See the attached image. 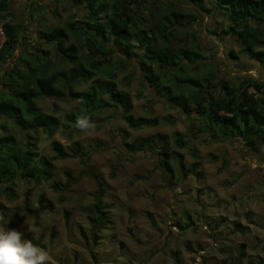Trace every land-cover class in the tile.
Segmentation results:
<instances>
[{
  "label": "rangeland",
  "instance_id": "rangeland-1",
  "mask_svg": "<svg viewBox=\"0 0 264 264\" xmlns=\"http://www.w3.org/2000/svg\"><path fill=\"white\" fill-rule=\"evenodd\" d=\"M10 1L14 17L6 16L5 20L17 25L25 34L24 37L20 34L14 54L0 64L1 90L11 92L10 85L4 84L5 72L15 64H24V59L39 69L40 77H47L55 71L66 70V77L73 72L77 74L82 68L94 71L95 66H92L85 45L87 35L72 32L69 25L74 22L81 25L79 20L88 12L85 3L75 6L68 0ZM166 1L171 3L164 4ZM148 2L151 6L153 0ZM169 9L197 18L190 27V34H186V30L175 35L171 33L167 36L171 38L169 43L160 40L157 48L176 50L187 41L185 45L194 49L199 42L204 54L210 58L216 56L219 65L202 64L196 61L197 54L186 58L180 49L175 56L159 52L158 56L166 55L168 62V75L163 76V83L173 86L177 101L179 96L185 97L192 89L193 103L197 96L204 95L200 94L199 88L218 74L225 75L233 85H240L245 78L264 80L263 67L245 53L238 52L239 59H232L228 50H238L239 41L237 37L224 33L223 28L229 21L222 10L215 9V0H205L201 7L189 0H159L155 5L157 14L167 13ZM0 18L4 20L2 15ZM169 19L163 23L161 19L152 20L149 23L151 28L147 26L145 29L152 36L159 31L168 32L177 23L174 16ZM60 26L69 32V43L77 45L76 64L56 55L53 45L43 42L44 45L40 46L39 31ZM215 27L222 30L218 36L212 33ZM260 35V39L264 38V28L260 29ZM146 40L155 41L154 38ZM132 42L129 49L137 44L136 40ZM38 46L47 51L46 56L37 52ZM255 47L261 49L264 44L261 42ZM112 56L118 61L117 65H121V59L126 60L123 70L117 66L113 69L118 73L117 86L132 95L133 113L159 120L156 126L130 129L126 142L131 144L144 136L164 134L170 147L182 155L187 173L180 171L178 161L170 159L175 171L170 178L157 151L129 149L122 131L129 127L121 118L108 117L111 111L96 114L91 122L94 128L85 132L68 127L71 123L67 117L69 114L73 113L74 118L79 119L86 112L81 98L69 95L40 98L36 103L43 112L57 116L61 123L52 138L41 128L31 129L34 135L40 136V153L54 163L52 178L38 182L18 177L10 185L12 189L7 191L2 189L11 182L0 181V203L3 206L0 216L10 221L4 227L22 231V239H30L49 251L51 264H264V144L259 140L254 148H249L241 139L211 141L202 134L198 135L202 120L195 116L189 119L147 89L138 71V59L127 60L120 52ZM184 65L187 68L184 67L183 73L180 67ZM17 66L22 67L21 64ZM45 68L48 72L44 75L41 70ZM105 70L108 71V66L97 69L91 78L78 75L73 90L86 91L97 79H108ZM60 83L57 82V86ZM249 90L254 91L253 88ZM16 96L3 97L19 105L27 116L28 107ZM104 97L108 99V95ZM4 118L0 115V136L8 132L18 144H23L29 130H24L14 119ZM4 121L7 122L2 124ZM27 126L33 128L35 121H29ZM177 134L188 145L180 147L176 143ZM52 140L60 142L68 154L57 157ZM7 142V138L1 141L4 151ZM75 142L82 144L88 152V159L83 161L79 156L70 155ZM5 165L8 175L15 173L14 162L0 161V174H3ZM66 172L78 178L69 188L64 185ZM93 175L102 183L103 200L108 207L106 221L94 247L92 244L88 246L84 236L89 235L90 240L94 234L91 207L97 200L99 185ZM54 184H59L62 189H56ZM40 200L44 202V208H40Z\"/></svg>",
  "mask_w": 264,
  "mask_h": 264
},
{
  "label": "trees",
  "instance_id": "trees-1",
  "mask_svg": "<svg viewBox=\"0 0 264 264\" xmlns=\"http://www.w3.org/2000/svg\"><path fill=\"white\" fill-rule=\"evenodd\" d=\"M158 1L153 0L150 6L148 0H68L69 3L75 6L85 3L88 7V12H86L84 18L79 20L81 25L75 24V22L69 25L72 32L87 35L85 45L88 48V54L93 63L92 66H95L94 71L82 68L78 70L77 74L73 72L70 77H66V70L55 71L47 77H40L38 76L40 74L39 69L34 67L31 61H27L28 59H24V64H17H21V68L15 64L11 69L6 70L4 84L10 85L11 92L0 89V115L5 117L3 120L14 119L16 124L18 123L24 130L29 131L28 134H25L27 137L23 144H18L16 138L8 135V132L0 136V161H12L15 164L13 170L15 173L12 175H8L6 165L2 170L3 174H0L1 182H11L6 184V187L2 189L3 191L11 190L10 185L18 177L28 180L35 179L38 182L43 178H52L54 163L49 157L40 153V136L34 135L32 132L34 129L41 128L52 138L60 128V119L55 115L46 114L36 103L37 99L44 97L61 98L69 95L73 98H81L86 109L82 117H87L90 123L96 114L107 110L111 111L108 117L112 119L121 118L129 127L122 130L125 145L129 149L135 152L157 151L159 161L170 178H173L175 174L170 159L178 161L180 171L187 173L182 155L170 147L164 134L144 136L131 144L126 142V139L130 136V129L156 126L159 124V120L157 118L136 116L133 113L132 95L128 91L119 88L116 83L118 73L113 68L117 66L119 70H123V65L126 63V60L121 59V65L116 64L118 61L114 60L112 54L118 52L127 60L138 59V71L147 89H151L152 93L159 95L172 108L175 107L189 119L195 116L197 119L202 120V126L197 130L198 135L202 134L211 141L241 139L245 146L249 148H254L259 140L264 144V80L245 78L240 85H233L228 82L229 80L226 79L225 75L222 77L218 74L211 82L201 84L199 91L200 94L204 95L197 96L193 103L191 102L194 95L192 89L188 93L186 92L185 97L184 95H181L183 97L179 96V101H177L173 86L163 83V76L168 75L166 70L168 62L166 55L158 56L159 52L160 54L169 53V55L175 56L180 49L186 54V58L191 54H197L195 59L202 64L215 65L218 61H216V56L210 58L204 54L203 45L199 42L195 44L196 48L194 49L185 45L187 41H183L176 50L158 49L157 45L160 40L166 44L169 43L171 38H167V36L171 33L175 35L179 31L185 32L186 30V34H190V27L193 25L194 18H197L196 15H186L172 9H169L167 13L157 14L155 5ZM189 1L201 7L204 5L205 0ZM10 2V0H0V16L2 15V18H4V20L0 18V64L14 54L20 36L24 37L25 34V31L20 32L17 25L5 20L6 16L14 17L13 12L10 10ZM170 3L166 1L164 4ZM215 9L222 10L221 12L227 15L229 22L223 28L224 33L237 37V42L239 41L240 48L238 50L236 48L228 50L232 59H239L238 52L245 53L264 69V48L257 49L255 47L258 43L262 42L264 44V38L260 39V29L264 28V0H215ZM171 16L176 18L177 23L173 25L170 31H159V34L149 35V30H146L145 27L149 26V23L153 22L152 20L161 19V23H163L165 19L170 20L169 17ZM148 17H151V19ZM185 19L188 22H185ZM149 27L151 28V26ZM149 27L148 29H150ZM25 30L27 31V29ZM1 31L4 37L3 41H1ZM220 31L215 27L212 33L217 35ZM38 37L40 38V46L44 45L43 42H47L53 45L56 55L61 56L71 64L77 63V45L69 43L70 34L64 27H55L50 31L41 30ZM193 37L196 38L194 34ZM147 38H154L155 41L149 42L146 40ZM133 40H136L137 44L133 46V49H129ZM195 41L197 40L194 39ZM37 52L43 56L47 55V51L39 46ZM102 66L104 68L108 66V71L105 70L109 76L108 79H97L95 84L86 91L77 92L73 90L78 75L91 78L96 73L95 71ZM217 66L219 65L217 64ZM184 67L185 65L180 67L183 73L187 68ZM47 72V69L41 70L44 75ZM62 77L65 80L64 82H62ZM59 81L61 83L57 86ZM250 88H253L254 91L249 90ZM9 94L17 95L18 100L25 103V106L29 109L27 116L23 114V110L19 108V105H15L12 101L3 97ZM105 95H108V99H105ZM115 109H118V114L115 113ZM13 111L17 112L15 113L16 116L12 114ZM67 117L71 122L68 127L77 128L78 119L74 118V114H69ZM32 120L35 121V126L30 128L27 123ZM5 122L7 121L2 124ZM4 128L6 129V126ZM3 138L8 139L5 145L6 151H4V146L1 145ZM176 143L180 147L188 145L180 134L176 135ZM52 149L57 157H64L68 154L57 140H52ZM71 150L70 155L72 157L79 156L83 161L89 157L88 152L84 150L80 142H75L71 146ZM66 177L67 179L64 182L66 188L71 187L78 180L70 172H66ZM93 178L99 185L97 200L91 207L94 234H92L90 240L89 235H84L88 246L92 244V247L95 243H98V233L106 221L108 208L103 200L102 183L97 176L93 175ZM54 187L58 190L62 189L59 184H54ZM49 203L53 205L52 202ZM44 205V202L40 200V208H44ZM2 207L0 203V209ZM241 255H244V250L241 251Z\"/></svg>",
  "mask_w": 264,
  "mask_h": 264
},
{
  "label": "clouds",
  "instance_id": "clouds-1",
  "mask_svg": "<svg viewBox=\"0 0 264 264\" xmlns=\"http://www.w3.org/2000/svg\"><path fill=\"white\" fill-rule=\"evenodd\" d=\"M76 127L88 132L94 125L87 117H81ZM9 222L0 216V264H51L49 251L30 239H22V231L4 227Z\"/></svg>",
  "mask_w": 264,
  "mask_h": 264
},
{
  "label": "crops",
  "instance_id": "crops-1",
  "mask_svg": "<svg viewBox=\"0 0 264 264\" xmlns=\"http://www.w3.org/2000/svg\"><path fill=\"white\" fill-rule=\"evenodd\" d=\"M40 2V1H39ZM11 10H12V7L10 6Z\"/></svg>",
  "mask_w": 264,
  "mask_h": 264
}]
</instances>
